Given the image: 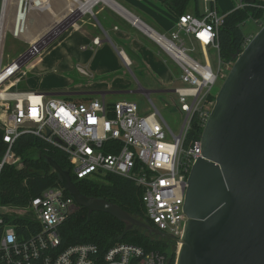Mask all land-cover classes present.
<instances>
[{
	"label": "built area",
	"instance_id": "2783aa9c",
	"mask_svg": "<svg viewBox=\"0 0 264 264\" xmlns=\"http://www.w3.org/2000/svg\"><path fill=\"white\" fill-rule=\"evenodd\" d=\"M261 1L263 4L257 6L264 9ZM9 2L2 0L0 9V72L15 65L6 71L0 86L50 42H31L23 54L2 68L1 47L6 32L21 39L29 10L25 0L15 2L11 13ZM245 5L247 2L239 0L234 9ZM226 15L218 12L216 0H200L197 14L176 16L169 36L156 33L154 37L145 28L181 70L180 84L173 88L177 96L174 105L183 115L177 133L153 104L149 113L141 115L136 103L127 100L107 104L101 96L74 102L51 99L33 90L4 91L5 96H0V128L8 147L0 170L4 164L22 166L11 146L20 135L29 133L63 151L77 180L107 174L128 178L141 192L145 217L175 244L177 254L187 220L182 210L187 179L195 156H201L200 136L185 145L186 134L193 117L204 127L215 102L210 90L218 78L226 77L223 70L229 71L233 63L223 62L219 52V31ZM253 22L261 27L264 15L261 21ZM60 32L57 29L54 38ZM250 39V35L246 37L245 45ZM99 42L98 37L92 39L93 45ZM210 53L217 57L216 71L209 61ZM76 69L88 75L80 66ZM75 206L63 186L48 187L23 206L0 204V264H167L163 254L128 242L104 251L92 243L63 244L59 229L76 211Z\"/></svg>",
	"mask_w": 264,
	"mask_h": 264
},
{
	"label": "water",
	"instance_id": "95a60500",
	"mask_svg": "<svg viewBox=\"0 0 264 264\" xmlns=\"http://www.w3.org/2000/svg\"><path fill=\"white\" fill-rule=\"evenodd\" d=\"M137 92L148 97L149 91ZM66 94L84 93L57 95ZM200 148L187 179L182 206L187 220L175 264H264V24L235 55L200 134ZM47 161L74 199V210L107 213L125 222L126 230L167 237L118 205L83 195L66 170L50 157Z\"/></svg>",
	"mask_w": 264,
	"mask_h": 264
},
{
	"label": "trees",
	"instance_id": "16d2710c",
	"mask_svg": "<svg viewBox=\"0 0 264 264\" xmlns=\"http://www.w3.org/2000/svg\"><path fill=\"white\" fill-rule=\"evenodd\" d=\"M166 2L177 16L187 12L197 14L200 9V0H166ZM245 2L247 5L244 7L227 12L220 28L219 52L223 62H234L235 55L245 45L247 35L243 33L241 25L249 19L261 21L263 18L264 9L257 6L263 4L261 0ZM190 125L185 145L197 140L203 129L195 117L192 118ZM2 135L3 130L0 128V160L8 147V144L2 140ZM11 149L20 157L22 166L19 168H16L15 164L2 166L0 204L23 206L42 190L52 186H62L59 175L47 161L50 157L69 173L71 180L83 195L105 199L153 226L144 215L140 200L141 192L130 179L107 174L103 178L77 180L63 151L29 133L20 135ZM125 228V222L110 214L97 211L88 214L84 207H78L60 226L59 231L65 245L92 243L97 245L99 250L104 251L116 243L128 242L141 246L145 251H157L166 257L167 264H174L176 248L171 240L149 235L143 229L136 227L129 230Z\"/></svg>",
	"mask_w": 264,
	"mask_h": 264
},
{
	"label": "rangeland",
	"instance_id": "374dc122",
	"mask_svg": "<svg viewBox=\"0 0 264 264\" xmlns=\"http://www.w3.org/2000/svg\"><path fill=\"white\" fill-rule=\"evenodd\" d=\"M238 3L239 0H216V7L219 13H227L234 9ZM90 8L85 11L90 10ZM11 12H13V8ZM65 12H61V16ZM45 17V14H41L40 21H44ZM31 18H33V12L28 16L26 22L27 25L29 24L30 29L24 33V36L30 41L36 39L48 29L45 28L46 30H42L39 34H33L34 26L36 27V23H39V17ZM69 28V24L60 27V31H64L63 34L57 39H49L48 41L50 42L38 54L28 60L15 75L0 86V92L25 90L28 88L33 91L49 93L47 95L51 99L61 98L67 101L78 102L87 100L88 98H101V96L98 94H57L80 92L81 90L78 89L80 88L78 84L86 87L102 85L105 87V90L113 91L104 96L107 104L118 100L131 101L136 103L139 114L141 115L149 113L151 104H153L159 110L170 129L175 133L179 131L183 121V115L177 111L174 105L177 102V96L174 92H167L165 90L173 89L180 84L181 70L169 55L161 50L158 45L150 42L149 45L155 55L148 57L146 66L137 58L134 61L135 63L130 64L131 67L128 69L121 63L117 55H109L105 57L104 67L100 73L94 71L89 72L87 70L88 75H82L75 69L78 63L75 54L76 46L65 42L67 35L65 31ZM259 28L260 26L256 25L251 19L241 25L243 33L247 36L250 35L251 38ZM28 48L29 44L20 38L14 37L7 31L1 47V67L4 68L7 66ZM197 56L199 55L197 54ZM209 61L213 70L216 71V55L210 53ZM223 73L227 75L228 71L223 70ZM223 81L224 78H218L212 86L210 92L214 97ZM138 89L149 91L148 97L142 92H137ZM1 113L0 107V118Z\"/></svg>",
	"mask_w": 264,
	"mask_h": 264
},
{
	"label": "crops",
	"instance_id": "0c3cea01",
	"mask_svg": "<svg viewBox=\"0 0 264 264\" xmlns=\"http://www.w3.org/2000/svg\"><path fill=\"white\" fill-rule=\"evenodd\" d=\"M44 1L38 0L36 8L31 10V0H27L29 5L27 18L32 12L33 19L39 17V23H36L38 28L33 25V34H39L45 28L55 27L61 20L62 0H48L50 4L48 7ZM112 1L114 4L98 0L91 6L90 10L76 16L73 24H69L70 28L65 31L67 34L65 42L76 46L75 54L78 62L76 67L80 66L86 72L88 70L89 72L100 73L104 67V59L109 55H117L121 63L128 69L137 58L146 66L148 57L155 55L149 43L155 42L145 33L144 28L155 34L165 36L174 29L177 15L171 10L166 0ZM14 3L12 4L10 0L9 11L14 9ZM41 14L46 16L44 21H40ZM134 18L138 19V25L132 23ZM29 29V24H26V31ZM63 32L61 31L55 38H59ZM24 35L21 40L30 45L33 41ZM95 37L100 40L98 45L92 44V39ZM83 46L85 49H82ZM126 61L129 62V65L126 64ZM78 87H80L78 88L81 90L80 93L84 94L99 91L113 92L112 90H105L102 85L86 87L78 84Z\"/></svg>",
	"mask_w": 264,
	"mask_h": 264
},
{
	"label": "bare ground",
	"instance_id": "6f19581e",
	"mask_svg": "<svg viewBox=\"0 0 264 264\" xmlns=\"http://www.w3.org/2000/svg\"><path fill=\"white\" fill-rule=\"evenodd\" d=\"M11 1L12 3L14 2L23 3L25 0H11ZM97 1L98 0H62V11L61 12L63 11H66V12L64 15L61 16V20L58 22V25L55 27L53 26V27L48 28L39 37H37L36 39H32V41H35V42L37 41L36 45H41L45 43V41H48L49 39H53L57 29H59L60 27H64L68 24H73V21L76 18V16L85 12L86 9L90 8L91 5H93ZM102 1H105V2L107 1L110 4H114L112 0H102ZM44 2H46V7L50 5L48 0H45ZM31 4L32 5L30 6V8L32 10V8H36V5L38 4V0H31ZM3 17H4V12L2 13V19ZM25 22H27V16L25 18ZM137 24H139V22H137ZM150 34L153 35L154 37H157V35L153 32H150ZM14 65L15 64H11L10 66L6 67L2 72H0V80L6 74V71H8L10 68H13ZM0 96H5V95L3 92H0Z\"/></svg>",
	"mask_w": 264,
	"mask_h": 264
}]
</instances>
